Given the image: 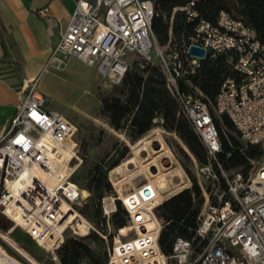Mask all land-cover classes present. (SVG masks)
Segmentation results:
<instances>
[{
  "label": "built area",
  "instance_id": "built-area-1",
  "mask_svg": "<svg viewBox=\"0 0 264 264\" xmlns=\"http://www.w3.org/2000/svg\"><path fill=\"white\" fill-rule=\"evenodd\" d=\"M192 5L191 1L181 9ZM187 11L188 20L197 16ZM154 16L151 0H76L48 64L61 70L65 58L73 57L94 66L113 85L121 83L134 63L141 69L157 64L166 87L206 149L207 163L198 165L196 171L210 190L202 194L194 237L176 238L169 255L158 245L162 220L155 210L172 194L159 199V189L146 181L121 196L111 182L116 195L105 194L100 200L106 234L113 239L106 264H264V161L250 160L246 174L224 170L217 160L218 133L202 93L179 89V82L194 75L203 60L228 54L234 76L222 81L214 111L229 118L244 144L264 150V42L242 19L221 10L214 23H196L188 44L167 53L152 32ZM190 46L203 48L205 57L188 54ZM48 103L36 83L29 84L0 136V215L13 223L3 230L5 235L19 228L61 264L56 252L67 232L83 237L95 231L105 236L90 224L85 234L74 233L77 221L66 223L70 213L79 214L78 207L89 193L84 198L72 180L81 163L73 141L76 126ZM68 150L73 156L66 155ZM65 161L69 171L62 176L59 172ZM116 200L128 216L124 234L110 224ZM1 232L0 228V248L7 253Z\"/></svg>",
  "mask_w": 264,
  "mask_h": 264
},
{
  "label": "trees",
  "instance_id": "trees-1",
  "mask_svg": "<svg viewBox=\"0 0 264 264\" xmlns=\"http://www.w3.org/2000/svg\"><path fill=\"white\" fill-rule=\"evenodd\" d=\"M151 1L155 8L151 29L158 44L167 53L188 44L196 23L199 20L214 23L221 10L227 11L234 18L242 19L256 31L260 42H264V0ZM191 1L192 6L181 9ZM187 10L195 12L197 16L188 20ZM3 50L6 55L5 46ZM229 76H234V72L229 64L228 54H222L215 60H203L194 75L179 82V89L183 93L194 92L195 89L202 93L219 137L221 151L217 154V160L226 171L246 174L249 161L260 159L264 150L257 145L244 144L229 118L215 114V97L222 81ZM99 114L114 131L123 134L131 142L141 139L156 125L155 120L159 119L160 126L177 135L198 165L207 163L205 146L181 113L178 101L166 87L164 75L157 64H148L141 69L134 63L121 83L115 86L113 93L100 99ZM127 153L128 148L124 146L115 159L107 162L103 158L93 163L85 172L82 182L76 181L75 174L72 177L80 189L89 193L88 198L78 207L79 214L101 228L104 234L105 218L102 216L100 200L105 194L113 193L107 180V172L116 167ZM184 155L188 157L185 153ZM182 166L191 178V187L170 196L155 210L156 216L162 220L158 245L166 255L171 253L176 238L191 240L194 237L203 200L202 190L195 177L186 166ZM115 205L116 210L110 216V224L113 229L118 230L127 225L128 216L119 200H116ZM2 219L3 216L0 215V228L6 230L11 225L3 224ZM10 235L36 261L37 258H42L41 248L26 233L14 228ZM110 245L111 242L107 243L94 232L84 237L65 235L56 254L61 264H106L107 247Z\"/></svg>",
  "mask_w": 264,
  "mask_h": 264
},
{
  "label": "rangeland",
  "instance_id": "rangeland-1",
  "mask_svg": "<svg viewBox=\"0 0 264 264\" xmlns=\"http://www.w3.org/2000/svg\"><path fill=\"white\" fill-rule=\"evenodd\" d=\"M115 86L107 79L97 75L94 66L73 57L65 58L63 69H55L51 64L38 76L36 87L49 98L48 107L67 117L76 126L73 141L77 144L76 155L81 160L74 175L76 181L82 182L85 172L93 163L103 158L107 162L115 159L121 148L126 146L128 153L117 166L125 163L127 159H132V162L123 166L112 177L110 176L111 170L107 172V180L112 187L114 195H116L112 185L114 181L119 182L118 186H115L116 190H119V194H124L132 187L136 188L146 181H152L151 183L156 185V182L153 180H155L154 178L157 175H164L166 181H168L167 188L159 190V199L165 198L170 194H176L185 189L189 183L192 185L191 178L184 171L182 165L186 166L195 177L202 190V194L204 191H209L210 185L206 184L203 178L197 174V161L175 133L168 132L160 126L159 119L155 120L156 125L136 142L127 140L123 134L114 131L107 124L106 119L99 114L100 99L112 94ZM259 160L261 162L264 161V155ZM178 173H180L181 178H178ZM175 185L180 186L177 187ZM84 192L88 196L85 190H82V196L84 197ZM81 217L84 218L83 216ZM2 222L3 224L9 223L13 225L11 221L4 217ZM87 222L101 235L105 236L104 239L107 243H113L112 235L104 234L101 228L89 221ZM4 233L2 230L1 234L5 235ZM94 233L96 232L94 231ZM127 234L129 236L132 235L131 232ZM65 235H69V233L67 232ZM5 236L36 263L56 264L55 261L51 260L50 252L41 249L42 258H37L38 261H41L39 263L21 248L12 239L11 235ZM7 243H5L8 247L7 253L11 258L23 264H31Z\"/></svg>",
  "mask_w": 264,
  "mask_h": 264
},
{
  "label": "crops",
  "instance_id": "crops-1",
  "mask_svg": "<svg viewBox=\"0 0 264 264\" xmlns=\"http://www.w3.org/2000/svg\"><path fill=\"white\" fill-rule=\"evenodd\" d=\"M75 1L0 0V136L8 129L27 86L37 85L39 74L48 66Z\"/></svg>",
  "mask_w": 264,
  "mask_h": 264
},
{
  "label": "bare ground",
  "instance_id": "bare-ground-1",
  "mask_svg": "<svg viewBox=\"0 0 264 264\" xmlns=\"http://www.w3.org/2000/svg\"><path fill=\"white\" fill-rule=\"evenodd\" d=\"M163 148V147H162ZM139 150V149H138ZM171 154V153H170ZM66 155L68 156H73L72 154V151L68 150L66 151ZM132 162V159H127L125 163L121 164L120 166H116L114 167L113 169H111L110 171V176L112 177L114 174H117L118 171L125 165L127 164H130ZM69 169V166L67 165V161H65V163L62 164V168L60 170V174L63 176V174H67L68 173V170ZM177 170V168H176ZM179 172V171H178ZM178 178H181V175L180 173H178ZM156 182V187L159 189V190H165L167 188V182L166 181V178L164 175H160L156 178H154ZM152 182V181H151ZM118 183L119 182H116L114 181L113 182V185L114 186H118ZM15 184H18V182H16ZM116 186V187H117ZM177 187H179L180 185H175ZM120 188V187H119ZM119 191V190H118ZM82 193V192H81ZM84 198L87 197V194L84 192ZM123 194H121L122 196ZM73 220H76L77 223L76 225H74V228H73V232L74 233H81V234H85L86 232V228L88 227L89 223L84 219L82 218L78 213H70L67 218H66V223H69L72 222ZM153 223V222H151ZM58 231H61V228H59ZM127 231L126 228H123V229H120V234H124L125 232ZM2 238L8 242V244L10 246H12L17 252H19V254H21L24 258H26V260H28V262H30L31 264H38L36 263L31 257H29L25 252H23L22 250H20L18 247L15 246V244L8 238L6 237L5 235H2ZM53 259H56L55 256L53 255ZM15 260L13 258H11L2 248H0V264H15Z\"/></svg>",
  "mask_w": 264,
  "mask_h": 264
},
{
  "label": "water",
  "instance_id": "water-1",
  "mask_svg": "<svg viewBox=\"0 0 264 264\" xmlns=\"http://www.w3.org/2000/svg\"><path fill=\"white\" fill-rule=\"evenodd\" d=\"M188 54L194 55V56H198L200 58H204L205 57L204 49L201 48V47H197V46H190L189 49H188Z\"/></svg>",
  "mask_w": 264,
  "mask_h": 264
}]
</instances>
